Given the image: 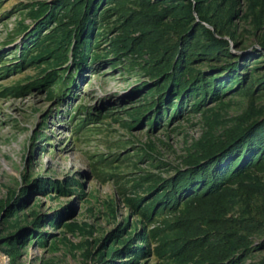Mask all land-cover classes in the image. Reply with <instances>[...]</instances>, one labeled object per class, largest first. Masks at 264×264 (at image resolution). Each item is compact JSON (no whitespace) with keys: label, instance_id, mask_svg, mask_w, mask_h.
Segmentation results:
<instances>
[{"label":"rangeland","instance_id":"rangeland-1","mask_svg":"<svg viewBox=\"0 0 264 264\" xmlns=\"http://www.w3.org/2000/svg\"><path fill=\"white\" fill-rule=\"evenodd\" d=\"M81 1L0 0V264H262L264 162L193 165L264 118V0ZM191 16L235 64L155 81Z\"/></svg>","mask_w":264,"mask_h":264},{"label":"trees","instance_id":"trees-1","mask_svg":"<svg viewBox=\"0 0 264 264\" xmlns=\"http://www.w3.org/2000/svg\"><path fill=\"white\" fill-rule=\"evenodd\" d=\"M71 1L72 0H62L63 6L68 8ZM90 1L92 0H82L81 6H87L86 8L89 10L91 8ZM101 15H103L102 17L104 18L109 16L108 11ZM79 17L75 18L74 25L80 24L78 23ZM66 18L69 20L71 17L67 16ZM203 18V21H205V17ZM69 23L71 25L70 21ZM174 26L175 35L167 41L161 42L157 49V53L153 57V66L151 67L150 74L155 81L163 77L161 80L163 81L166 79L164 82L165 84H168L169 81L173 82L174 85L177 84L180 81L179 76L182 74V71L189 67L188 63L196 57H202L206 60L208 58L211 60L216 58L218 59L217 61L222 60L223 62H227L225 67H222L223 70L235 64L233 62L228 64L227 61V59H230L229 61L235 60V58L232 59V53L229 50L228 42L225 41L221 35H218L220 38L217 37L212 30L198 23L192 16L190 21L186 20ZM196 26H199V29L202 30L200 34H204L202 38L205 40L204 42L199 40L198 42L196 41V39H200V36L192 40L191 36ZM77 31L79 32V30ZM20 60L22 61V59ZM159 62L161 64H159ZM214 67H217V65L214 64ZM9 71L10 69L7 68V72ZM195 80L196 83L203 82L202 79H199V76L195 78L192 77V81ZM71 85L72 84L69 83L68 90H70ZM87 117L90 120L91 114L88 113ZM88 119L85 120V122L89 121ZM78 124L77 127L80 128L82 123ZM203 153V155L195 159L193 166L198 167L205 165L204 168H202L207 171V173L204 174L206 178H209L212 173H217V175L220 174L219 176L222 175L223 177L231 176L234 174L233 170L238 169L237 167L241 166L239 169H251L260 165L261 162H264V118L255 116L247 120V123L244 121L238 124L225 135V138L210 144ZM234 166L235 168L233 170L229 169ZM202 168H198L197 170L200 171ZM225 169L230 171L231 174ZM262 264H264V262Z\"/></svg>","mask_w":264,"mask_h":264}]
</instances>
